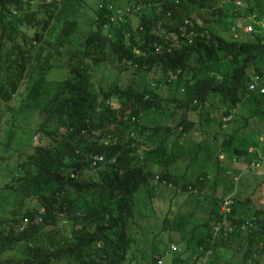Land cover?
I'll list each match as a JSON object with an SVG mask.
<instances>
[{
    "label": "trees",
    "instance_id": "16d2710c",
    "mask_svg": "<svg viewBox=\"0 0 264 264\" xmlns=\"http://www.w3.org/2000/svg\"><path fill=\"white\" fill-rule=\"evenodd\" d=\"M111 5L141 9L117 23ZM263 28L264 0H0V264H190L210 248L207 264H260L264 210L242 212L251 198L236 196L233 224L254 226L212 241L221 201L199 197L207 171L170 166L193 130L195 159L219 168L220 153H249L235 139L264 116L249 90L264 75ZM54 68L68 75L49 81ZM162 181L210 207L196 226L166 218L168 244L145 253L136 195Z\"/></svg>",
    "mask_w": 264,
    "mask_h": 264
},
{
    "label": "rangeland",
    "instance_id": "374dc122",
    "mask_svg": "<svg viewBox=\"0 0 264 264\" xmlns=\"http://www.w3.org/2000/svg\"><path fill=\"white\" fill-rule=\"evenodd\" d=\"M95 3L96 1L94 2V4ZM131 19L133 20V18ZM67 75H68V71L66 69L59 70L58 68H54L49 73L48 80L49 81L62 80ZM113 75L115 74L113 73ZM113 75L110 78V82L113 81V78H114ZM130 75L131 73L122 72L120 76V80H124L127 76L129 77ZM162 93L166 94L165 92H162ZM156 117L157 115L154 116L152 114L151 117L149 118V123H153L156 120ZM262 120L263 122H260ZM237 125L240 128L242 126V122H238ZM240 130H241V133L243 132L245 134V136L248 135L247 143L251 142L250 140L253 138H254V143H255L258 140V136L254 133L261 134V132H263L264 130V116L252 117L250 119V125L244 128H240ZM240 139L241 138L238 137L237 142H239ZM241 143L243 142L236 143V144H241ZM189 147H192V145L187 144L186 149L182 147L179 148L177 158L174 160V162L171 163V166H170V169L173 173L178 174V175L185 174L187 176V174H190L194 171L195 167L197 170H199L200 166L204 167L205 162L203 161V159H205V154L198 153L197 159L194 160L193 159L194 149L189 148ZM244 147H247V146H244ZM189 150L190 152H192L191 153L192 156L183 159L182 157L189 155V152H188ZM190 159L194 161H191ZM225 164H226L225 162H220V166L223 171V175L219 179L221 185L218 186V189L216 190L215 193H212V191L206 192V194H205V191L200 192L199 197L201 199H202L201 195L208 196V197H210V195H214L215 197H218L219 199H221L224 194V190L226 193L225 186L227 185V183L231 184L228 193L234 190L236 196L239 195L240 197L248 195L249 193L252 195L256 194L258 190L254 189V187L257 185H260V183L262 182L261 176H255V175H252V172L243 171L240 177V180L238 179L236 182H234L233 176L227 175L226 170L223 169L226 166ZM210 166L214 168L216 165L215 163H213V164H210ZM226 169H228V167H226ZM212 185L209 186L208 189L212 190L213 188ZM194 199H195L194 197L187 198L184 194L174 193L171 187H164V186L159 188V190L156 192V195L153 196L152 199L148 197V193L145 190H142L141 192H139L136 195L137 204H139L140 206V207H137L139 211L137 221L141 223L140 224L141 230L139 231V233L141 236L145 237L144 238L145 241L147 239L149 240L145 242L142 239H140L138 241L137 247H139L141 251H144L145 253H148L149 251H151L150 249L154 246L157 248V250L164 249L166 243L168 244L169 234L168 232L166 233L165 231H162L159 234L157 233L163 227L164 222L166 221L165 220L166 218H168L170 221H175V220L185 221L189 227L196 226V224L204 220L205 218L202 216L204 214L203 211L204 209H208L210 207V204L209 205L206 204L209 207L203 206L202 207L203 209H201V207L198 204H196V201ZM196 207L198 208L199 212L200 211L201 212L198 213L196 211L197 215L190 216L188 214V211L191 212L193 208H196ZM177 214H179L178 218H177L178 216ZM137 255L138 257H140L141 253L138 252ZM261 259L262 261H264V256Z\"/></svg>",
    "mask_w": 264,
    "mask_h": 264
},
{
    "label": "built area",
    "instance_id": "2783aa9c",
    "mask_svg": "<svg viewBox=\"0 0 264 264\" xmlns=\"http://www.w3.org/2000/svg\"><path fill=\"white\" fill-rule=\"evenodd\" d=\"M110 10L112 11V22L121 23L125 20V16L130 14L131 12H138L141 9V6L139 5H128L125 7H114L109 6ZM179 30L184 31L185 27H180ZM251 30L250 26L246 28V31ZM264 31V28H263ZM249 90L251 91H259V93L264 95V75H255L250 84H249ZM148 98V96L146 97ZM232 119V115L224 116L222 118L223 127H226L227 123ZM136 120L134 117L132 118V121ZM251 153L253 152L252 149L249 150ZM219 159L223 160L224 155L221 153L219 154ZM101 161H104V158L102 155H95L93 156V165H96L100 163ZM264 167V161L261 159H253L247 163V166L245 167L244 171L248 172H255L261 167ZM239 170V169H238ZM227 175L233 176L234 182H236L239 179V176L233 175L232 169L228 170ZM158 180L159 177H156ZM163 185H167L169 187L172 186V184L166 183V181H162ZM189 192L195 195H198V190L192 187H189ZM262 195L264 198V190L262 191ZM236 194L233 190L232 192L227 193L224 195L220 201L221 204L219 206V212H220V219L215 221L212 224V241L217 239H225L228 238L230 234L236 231H249L254 226L253 221L255 218H252L251 220H245L244 222H241L239 225L233 224L231 220V209L232 206L235 203ZM25 222L27 220L25 219ZM177 246L172 245V249L175 250ZM212 254V249H207L204 251V254L201 256H194L193 262L190 264H207L208 258ZM163 260L158 261L157 264H162Z\"/></svg>",
    "mask_w": 264,
    "mask_h": 264
},
{
    "label": "crops",
    "instance_id": "0c3cea01",
    "mask_svg": "<svg viewBox=\"0 0 264 264\" xmlns=\"http://www.w3.org/2000/svg\"><path fill=\"white\" fill-rule=\"evenodd\" d=\"M198 127V126H197ZM258 136V140L254 143V138L251 139V142L247 143V137L248 135L245 136V134H243L242 136H237L236 137V141L237 138L240 137V142L242 146H247L248 151L250 149L253 150V152L251 153L249 151V153L247 155H243V156H235L232 154H226V153H222L224 155V159L222 160V162H225L226 166L223 168L226 170V172L230 169H232L233 175H236V173H238L237 175L239 176V180L240 177L242 175V172L244 171L245 167L247 166V163L253 159H261L262 161H264V132H261V134L258 133H254ZM187 138L189 139V141L192 142V147L194 150L196 149V144H198L199 141H201V139L203 138V135H200V132L198 130H193L192 132H190V134L187 135ZM246 141V142H245ZM245 142V143H244ZM239 145V144H238ZM221 154V153H220ZM194 160H196L195 158H193ZM192 160V161H194ZM210 164H212L211 162H205L204 163V167L200 166V168L202 167L203 171H207L208 175L207 178L209 179V182L207 183V188H206V192H211L215 193L216 190L218 189V186L221 185L219 179L221 178V176L223 175V171L221 166H219V168L217 166H215L214 168H212L210 166ZM220 165V164H219ZM226 167H228V169H226ZM199 168V170H200ZM239 169V170H238ZM171 170V169H170ZM195 167L194 171L190 174H187V177H194V175H196V173H198V171ZM252 175L255 176H261L262 178V184L260 183V185H257L254 187V189L258 190L256 192V194L252 195V194H248L245 196L240 197L238 195V201L241 200L242 202H244L246 200V198H251L250 201L248 202V205L246 206V204H244L242 207L239 206L238 208L241 207L242 212L246 211L249 213L250 211H254V210H264V198L262 195V191L264 190V167L262 166L260 169H258L255 172H252ZM231 176V175H229ZM239 182V181H238ZM213 184V185H212ZM213 186L212 190L208 189L209 186ZM231 184L227 183V185L225 186L226 188V193L224 190V195H226L230 189ZM205 192V194H206ZM222 196V197H223ZM200 206V205H199ZM237 246V245H236ZM240 249V248H239ZM260 264H263L264 261H262V259H260Z\"/></svg>",
    "mask_w": 264,
    "mask_h": 264
},
{
    "label": "water",
    "instance_id": "95a60500",
    "mask_svg": "<svg viewBox=\"0 0 264 264\" xmlns=\"http://www.w3.org/2000/svg\"><path fill=\"white\" fill-rule=\"evenodd\" d=\"M171 257H172L171 254H167V255L165 256V258H164V262H165L166 264H169Z\"/></svg>",
    "mask_w": 264,
    "mask_h": 264
}]
</instances>
